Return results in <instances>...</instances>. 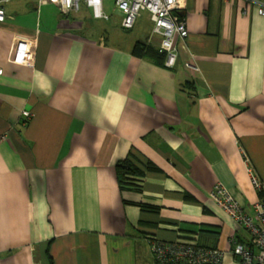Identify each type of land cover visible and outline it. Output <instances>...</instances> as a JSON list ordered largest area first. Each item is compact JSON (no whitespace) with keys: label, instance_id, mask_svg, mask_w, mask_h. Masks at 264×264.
Masks as SVG:
<instances>
[{"label":"crops","instance_id":"crops-1","mask_svg":"<svg viewBox=\"0 0 264 264\" xmlns=\"http://www.w3.org/2000/svg\"><path fill=\"white\" fill-rule=\"evenodd\" d=\"M36 1L0 21V264H154L153 239L239 264L250 235L209 192L252 215L264 180V0H184L172 67L131 54L158 36ZM129 155L144 174L121 189Z\"/></svg>","mask_w":264,"mask_h":264},{"label":"built area","instance_id":"built-area-1","mask_svg":"<svg viewBox=\"0 0 264 264\" xmlns=\"http://www.w3.org/2000/svg\"><path fill=\"white\" fill-rule=\"evenodd\" d=\"M10 0H0V21L5 19V12L1 4ZM41 2L42 0H37ZM62 13L77 12L81 6L91 10V16L95 19H109L104 11L103 0H49ZM114 6L121 13L120 25L123 29H131L141 11L150 15L152 23L151 35L158 36V44L154 46L165 53L164 64L172 67L177 57V40L184 39L187 34L185 19L180 10L185 8L184 0H114ZM264 14V5L257 9ZM151 38L148 39V43ZM151 44V43H150ZM1 72V70H0ZM24 118H29L28 112H23ZM250 171V168L248 169ZM251 183L259 193L258 199L252 205V215L243 211L242 207L234 199L229 190L222 184L216 183L209 192V197L221 207L238 225L244 226L249 235L248 243H234L231 253L240 264H264V180L259 179L253 173ZM158 245H157V244ZM160 242H151L154 253L164 254L178 250L176 264H220L221 252L212 247H203L195 242H175L167 244L166 249H159ZM164 246V245H163Z\"/></svg>","mask_w":264,"mask_h":264},{"label":"rangeland","instance_id":"rangeland-1","mask_svg":"<svg viewBox=\"0 0 264 264\" xmlns=\"http://www.w3.org/2000/svg\"><path fill=\"white\" fill-rule=\"evenodd\" d=\"M25 1L26 0H10V1L2 4L3 5L2 7H3L4 11L6 12V19H5L6 24H8V23L13 24V21L8 19L7 15H9L11 13L12 18L15 17L17 14L16 11H20V9L23 7ZM113 1L114 0H103L104 11L109 15L108 20L92 18L91 10L84 8L83 6L80 7V10L78 12L79 19L82 22H85V24H86V21H88L90 26L94 29L95 34H96V32L101 33V32H106V31L108 33L116 32L118 34H121L122 36H123V33L126 34V33H135V32H138L141 35H145L147 33H148V35L151 34L152 23L149 21L150 15L146 11L140 12V15L138 16L137 21H136V25L132 29L124 30L122 27H120L119 22H120V18H121V13L114 6ZM53 10H54V12L56 11L55 9H53ZM183 10H184V8L182 10H180L179 12L181 13ZM17 16H18V14H17ZM25 16L26 15H20L19 14V19L25 18ZM35 16L37 18L36 13H35ZM85 16H86V18H84ZM33 18H34V15H33ZM83 18L85 19L84 21H83ZM42 20H44V17L42 18ZM218 183H220V182H218ZM217 206L219 208H221L219 205H217ZM150 241L155 242V241H161V240L153 239ZM212 248H215L217 251L221 252V250L217 246H214ZM233 257L239 263L238 259L235 256H233Z\"/></svg>","mask_w":264,"mask_h":264},{"label":"trees","instance_id":"trees-1","mask_svg":"<svg viewBox=\"0 0 264 264\" xmlns=\"http://www.w3.org/2000/svg\"><path fill=\"white\" fill-rule=\"evenodd\" d=\"M131 54L140 58H150L151 60L161 65H163L165 59L164 52H160L154 45L147 44L145 41H137L132 47ZM115 173L121 189L130 187L133 184L131 183V181L134 179H130L132 175L139 176L138 180L141 181L142 175L144 174L142 170L139 169L138 165L135 163L132 156L130 155L116 163ZM244 229L247 231L245 227ZM151 242L152 241H149V248L153 257L154 264H176V262L179 261L178 256L175 254L178 252V250L172 251V254H169V252H166L164 254L154 253L151 247ZM157 242H160V244H162L158 246L159 249L164 250L166 249L167 244L169 245L170 243L172 244L178 241H157ZM203 247H211V246H203Z\"/></svg>","mask_w":264,"mask_h":264},{"label":"bare ground","instance_id":"bare-ground-1","mask_svg":"<svg viewBox=\"0 0 264 264\" xmlns=\"http://www.w3.org/2000/svg\"><path fill=\"white\" fill-rule=\"evenodd\" d=\"M181 14V13H180ZM181 16H182V14H181Z\"/></svg>","mask_w":264,"mask_h":264}]
</instances>
